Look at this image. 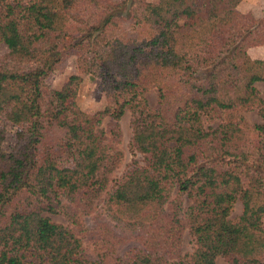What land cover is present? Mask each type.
<instances>
[{"label":"trees","instance_id":"16d2710c","mask_svg":"<svg viewBox=\"0 0 264 264\" xmlns=\"http://www.w3.org/2000/svg\"><path fill=\"white\" fill-rule=\"evenodd\" d=\"M239 2L0 0V116L16 126L10 150L0 126V264H264V58L248 52L264 46V10L256 18ZM128 4L146 38L111 35ZM67 50L76 72L53 88L46 78ZM85 75L99 79L100 110L76 101ZM253 109L262 122L244 121ZM125 111L142 160L112 180ZM97 200L113 228L93 258L49 214L75 219Z\"/></svg>","mask_w":264,"mask_h":264},{"label":"rangeland","instance_id":"374dc122","mask_svg":"<svg viewBox=\"0 0 264 264\" xmlns=\"http://www.w3.org/2000/svg\"><path fill=\"white\" fill-rule=\"evenodd\" d=\"M123 1V0H118ZM155 1V0H148ZM129 4L125 5L122 11L118 14L119 26L111 30V35L118 36L124 40L143 39L147 37V30L145 28H136L128 15ZM238 9L242 12H251L254 17L260 18L264 10V0H240ZM8 52L4 43H0V59ZM249 55L253 59L264 58V46H253L249 48ZM75 54L72 50L63 52L61 60L55 67V70L46 78V83L53 88H60L67 78L76 72L75 69ZM257 88L263 91L264 84L262 82L256 83ZM145 97L151 107L156 104L157 96L155 89H149L145 93ZM76 101L80 108L94 112L102 109L105 106V97L99 88V79H90L88 75L83 77V81L79 85ZM241 115L244 121L248 124L262 122L256 109L242 111ZM109 123L108 118H104L102 122L103 128H107ZM120 123V136L119 141L113 143V147L119 149L122 153L121 162L117 166L111 179L118 178L131 164L133 159L142 160V155L135 153L129 148V141L132 136L130 125V113L125 111L124 115L119 120ZM0 126H3L6 131L5 139L2 147L5 150H10L14 145V135L16 126L9 122L4 116H0ZM74 160V155L69 154L59 162L60 167L70 166ZM112 184V183H110ZM109 185V184H108ZM182 202L184 208L190 203V200L182 195ZM173 203L170 204L172 206ZM72 207L75 209L74 205ZM77 216L75 219H67L62 214H49L52 221L68 225L83 241V247L86 253L95 258L101 246L99 241L104 236L105 228H113V223L109 221L102 210L101 203L97 200L91 211H81L79 208L75 209ZM242 211V203L237 199L234 203L231 217L239 215ZM182 212V209L180 213ZM76 220V222H75ZM264 226V217L262 218ZM136 241H128L119 246L117 254L121 255L126 247L135 245ZM193 247V240L187 230L182 233L181 251L190 252ZM216 264H229L223 257H217Z\"/></svg>","mask_w":264,"mask_h":264}]
</instances>
